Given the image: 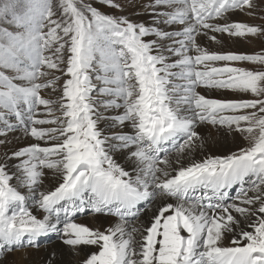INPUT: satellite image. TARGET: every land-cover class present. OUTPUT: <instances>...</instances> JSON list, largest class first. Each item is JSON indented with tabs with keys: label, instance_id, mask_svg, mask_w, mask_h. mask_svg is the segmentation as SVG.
I'll list each match as a JSON object with an SVG mask.
<instances>
[{
	"label": "snow or ice",
	"instance_id": "6c2138e0",
	"mask_svg": "<svg viewBox=\"0 0 264 264\" xmlns=\"http://www.w3.org/2000/svg\"><path fill=\"white\" fill-rule=\"evenodd\" d=\"M98 2L124 11L119 0ZM257 7L147 0L145 23L86 0H0V69L15 73L0 71V135L19 125L35 141L0 158V251L39 247L55 233L83 254L79 264H264V70L241 66L264 69V50L213 51L200 42L264 37V25L230 20ZM61 78L58 99L41 94ZM93 92L107 97L105 110L123 109L106 119L127 131L99 128ZM199 125L247 143L196 160L205 147ZM49 172L55 183L45 187ZM157 197L147 225L132 224ZM87 212L120 222L104 230L76 222Z\"/></svg>",
	"mask_w": 264,
	"mask_h": 264
},
{
	"label": "bare ground",
	"instance_id": "6f19581e",
	"mask_svg": "<svg viewBox=\"0 0 264 264\" xmlns=\"http://www.w3.org/2000/svg\"><path fill=\"white\" fill-rule=\"evenodd\" d=\"M145 3H147V0H137V2L135 1V4L132 6V10H131V8L125 9L126 13L132 14L131 19L134 22H145V23L150 22V17L148 15L144 14L143 10H142V6ZM237 15L238 16L241 15L242 18H240V19H243L242 21H246V17H247L246 15H244L242 13H238ZM234 18H235V15H234ZM252 40L254 41L255 37H252ZM200 42L203 46L208 47L210 50H213V51H225V52L226 51H234L232 49L233 47H231L230 40L226 36L223 37V46L222 47L220 45L215 44L214 42L209 41L207 38H203V37L201 38ZM239 47L241 49L242 47H244V44L239 46ZM201 91H204V90L201 89ZM207 94L212 95V96L224 95L223 93H221L219 91H212V92H209ZM120 112H122V111H118V112L116 111L117 114ZM107 114H110V112L108 111ZM98 126L101 130L104 131L105 134H107V133L111 134V132H114V130L108 125V122H106V120H103L101 123H98ZM117 131H127V129L117 128ZM197 131L204 138L205 147L203 148V150L197 149L195 151L193 158L196 160H200V159H202L206 156H209V155H211V156H225V155H228L232 152L237 151L238 148L245 146L247 143V141H245L238 134H229L223 130H217V128L213 127L212 125H199L197 128ZM9 132H11V131H9ZM13 134L14 135H12L11 137H8V138L3 140L2 144H4V145L2 147H0V158H2L3 154H5V153L10 154L14 150H17L19 148H22L24 146H27V145L35 142L32 137H30L29 135H26L24 132L17 131L16 133H13ZM113 155H114V158L117 160V162L121 166H123L126 170H129V171L133 170L132 165L126 160V158L124 157V155L122 153L116 152ZM54 183H55V181L52 178L51 173L49 172L46 179H45V187H50ZM153 204L154 205H152L153 208H151L152 209L151 212L150 211H149L150 213L146 212L147 215H144V216L141 215V217H139V219L136 220V223H134L135 226H140L141 224L147 225L149 220L152 218L153 213L156 211L157 207L159 206L160 199L157 197L155 200H153ZM33 211H34V214L39 215L38 210L33 209ZM90 214L91 215L87 216V214L84 213V215L77 217L76 222L85 224V225L92 227V228H99L101 230H104L105 228H108V227L115 226L117 223H119L118 219H116L117 217H115V216L113 217V216H107V215L92 214L91 212H90ZM131 223H133V222H131ZM30 249H31L30 256L29 257L27 256L29 260H26V261L21 260L20 262H18L19 264H46V261L49 257V254L53 251H55L57 253V257H56L57 264H79V260L83 256V254L81 255V257L74 256L70 252L68 247L65 245H62V243L58 244V245H51V247L40 246V248L32 247ZM89 250H94V249H86V251H89ZM8 261H10V259ZM0 264H2V263H0Z\"/></svg>",
	"mask_w": 264,
	"mask_h": 264
},
{
	"label": "rangeland",
	"instance_id": "374dc122",
	"mask_svg": "<svg viewBox=\"0 0 264 264\" xmlns=\"http://www.w3.org/2000/svg\"><path fill=\"white\" fill-rule=\"evenodd\" d=\"M135 1L137 2V0H119V2L122 4L123 8H124V11L123 12H119L115 9H111V8H108V7H104L103 5H101L98 0H86V2H90V3H93L94 6L100 8L101 11L103 12H106V13H110V14H115V15H124V16H127L129 19H131V13H126L125 12V9H130L132 10V6L135 4ZM255 2L257 3L258 7L256 9V12L257 14L253 17H246V21L250 24H255V25H264V0H255ZM53 3L54 5L57 3V0H53ZM134 12V11H133ZM238 13L236 14H233L230 16V20L232 21H242L243 19H240L242 18L241 15H237ZM234 15H235V18H234ZM238 20H237V19ZM234 19V20H233ZM132 20V19H131ZM219 35V34H218ZM225 37V36H224ZM227 37V36H226ZM228 38V37H227ZM229 39V38H228ZM230 40V43H231V47H233L232 49L234 50L233 52H237V53H245V54H254V53H257V52H260L262 50H264V37H255V40L253 41L252 40V37H248V38H231L229 39ZM234 40V41H233ZM249 40V41H248ZM244 44V47H242L240 49L239 46L243 45ZM235 45V46H234ZM244 48V49H243ZM240 49V50H239ZM241 66L245 67V68H248L249 70H264L262 69V67L258 64H250V63H243ZM0 71H5V74L7 75H14L15 73H13L11 70H5V69H0ZM53 75H60L58 72H55L53 70ZM97 73L96 72H93L92 73V76H93V82L96 84L97 88L101 87L102 85L100 84L99 81H97L95 79ZM51 78V77H50ZM63 83V78H61V80H59L57 82V84L54 86L55 87V91H53L51 88L49 89H45V90H42V95H44L46 98H50V99H53V100H56L59 98L60 96V85H62ZM92 96H93V99L95 101H97L96 103V109H97V112L104 118H101L98 123H101L103 120H106V122H108V125L111 127V119H106L107 117H111V116H114L116 113V111H123V109H108V110H105L104 107H103V104L100 102L104 99H107V97H101L99 96V94L97 92H93L92 93ZM43 107L41 106V112H43ZM106 111V112H105ZM110 112V114H107V112ZM60 113L58 111H55L53 113V116L52 117H48V116H40V118H48V119H51V118H54L55 116H59ZM11 123L15 124V120H11ZM54 125H46V127H53ZM108 126V127H109ZM0 128H3V125L0 124ZM114 131H117V128H112ZM11 132L8 131L7 135L6 136H2L0 135V141H3L4 139L8 138V137H11L12 135H14L13 133H16L17 131H20V132H24V129L22 128V126H16L14 129L10 130ZM107 134H110V133H107ZM0 143V147H2L4 144ZM247 186V185H246ZM21 191L27 195V189H23L21 188ZM232 195H235V189L232 191L231 193ZM29 204H31V201H29ZM153 201L152 202H145V203H142L140 205V207L142 208V212L140 214V217L141 215L144 216V215H147V213H150L151 212V208H153ZM150 209V210H149ZM150 211V212H149ZM145 212V213H144ZM147 212V213H146ZM87 216L91 215L90 212H87L86 213ZM81 215H84V213L82 214H79L77 217L81 216ZM100 215H107V214H100ZM93 216V215H92ZM91 216V217H92ZM107 216H112V215H107ZM76 217V218H77ZM114 217V216H113ZM116 219H118L119 221V218L117 217ZM120 222V221H119ZM134 223H136V220L135 221H132ZM54 242V243H53ZM56 243V244H55ZM58 244H61L58 236L55 234V233H51L49 234L48 236L46 237H41L40 240H39V247L40 246H47V247H51V245H58ZM32 247H26V248H20V249H16V250H13L11 252H7V251H0V263L2 264H17L18 262H20L21 260L22 261H26V260H29L28 257L30 256V253H31V249ZM16 252V253H15ZM15 255V256H14ZM22 256V257H21ZM28 256V257H27ZM25 257V258H24ZM3 259V260H2ZM10 259V261H8ZM16 261V262H15ZM15 262V263H14ZM19 264V263H18Z\"/></svg>",
	"mask_w": 264,
	"mask_h": 264
}]
</instances>
